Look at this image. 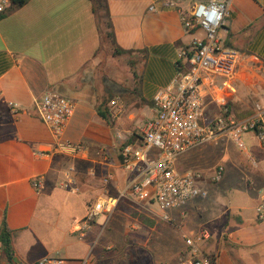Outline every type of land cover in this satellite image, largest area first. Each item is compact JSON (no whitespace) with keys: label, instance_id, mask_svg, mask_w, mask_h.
I'll list each match as a JSON object with an SVG mask.
<instances>
[{"label":"crops","instance_id":"0c3cea01","mask_svg":"<svg viewBox=\"0 0 264 264\" xmlns=\"http://www.w3.org/2000/svg\"><path fill=\"white\" fill-rule=\"evenodd\" d=\"M160 1L107 0L112 42L90 0H29L0 20V227L6 214L14 231L15 256L22 262L52 257L61 246L60 239L52 245L54 233H61L63 242L71 235L80 238V255L58 257L63 264H79L88 256L92 264H181L187 253L183 235L195 233L188 216L198 198L185 207L184 217L171 211L173 222L166 224L154 202L127 195L111 217L102 214L85 235L74 233L90 207L118 197L128 184L132 174L121 167L122 146L143 144L140 130L156 115L155 95L176 79L180 51L200 32L187 33L178 9L163 7ZM195 1L206 0H180L178 8ZM9 8L10 3L5 11ZM221 36L225 47L240 51L244 60L234 82L203 83L204 121L212 122L223 109L241 121L261 111L264 131V0H233ZM49 90L76 104L64 138L87 147L77 158L55 154L52 132L37 116L35 101ZM114 99L122 107L109 121L99 108L110 110ZM243 135L255 156L245 158L237 144L234 148L230 141L219 140L196 158L187 154L202 146L178 161L180 170L206 175L219 164L226 170L230 161L250 172L255 206L249 209L235 200V212L224 211L220 228L207 230L211 237L204 251L216 256L217 264H264V221L256 214L264 196V143L254 131ZM70 173L75 193L66 187ZM108 174L113 179L106 181ZM39 177L45 187L40 193L33 186ZM212 183L208 178L200 182L207 191ZM71 196L82 215L62 230L48 215L58 201L65 208ZM134 207L144 214L129 218V210L137 211ZM40 250L42 255L37 254ZM0 264H7L1 254Z\"/></svg>","mask_w":264,"mask_h":264},{"label":"built area","instance_id":"2783aa9c","mask_svg":"<svg viewBox=\"0 0 264 264\" xmlns=\"http://www.w3.org/2000/svg\"><path fill=\"white\" fill-rule=\"evenodd\" d=\"M232 1H195L187 8H178L180 0L160 1L163 7L178 9L187 33L194 36L196 32L203 31L204 34L194 36L190 46L180 51L176 79L155 95L156 115L146 120L140 130L143 144L122 146L121 167L132 174L128 184L118 197L99 200L90 207L86 216L75 225L74 233L83 236L100 215L111 217L120 200L127 195L154 202L163 211L161 217L166 222H173L171 211H178L184 217L185 207L190 201L208 196V191L200 182L204 178L219 182L225 167L219 164L211 175L198 170L182 171L178 168L179 159L207 143L218 142L223 136L233 140L241 150L246 149L242 135L248 131L256 132L263 114L261 111L243 121L233 118L225 109L212 122H205L203 118V83L206 80L214 82L215 79L224 80V83L234 82L244 60L240 51L225 47L221 36ZM8 3L9 0H4L0 13L5 11ZM35 106L37 116L52 132L56 155L77 158L86 151L85 145L64 138L65 129L76 108L73 100L49 90L35 101ZM121 107L119 99L111 101V118L118 117ZM17 108L16 104L12 106L15 113ZM259 129L261 132L258 136L264 141L262 126ZM67 177L66 187L73 193L77 192L75 177L71 173ZM110 179H113L112 174H108L106 181ZM33 186L38 193L44 190L43 177L35 179ZM256 214L259 221H264V196L256 207ZM210 237L208 231L184 234L187 253L180 258L181 264H217V257L204 251V244ZM63 263L62 259L46 257L31 264ZM12 264L26 263L14 256ZM79 264H92L91 257L80 260Z\"/></svg>","mask_w":264,"mask_h":264},{"label":"rangeland","instance_id":"374dc122","mask_svg":"<svg viewBox=\"0 0 264 264\" xmlns=\"http://www.w3.org/2000/svg\"><path fill=\"white\" fill-rule=\"evenodd\" d=\"M204 33L203 31H200L198 36H202ZM247 117V115H246ZM240 119V118H239ZM242 120V119H240ZM260 138V136H258ZM242 139L245 143V146H247V150H243L245 154L243 156L246 158L248 155L255 156L254 150L252 146L248 143L247 138L245 135L242 136ZM228 140L231 143H233L231 146L236 148V143L231 140L230 138L223 136L220 138V141H223V143ZM261 141H263L260 138ZM222 143V144H223ZM264 143V141H263ZM213 145L212 143H207L206 145L202 146L197 151H192L187 155H190L191 157L196 158L195 156L200 152L204 151L210 148V146ZM250 179V172L244 169H239L237 165L234 164L233 161H230L226 163V170L224 171L222 179L217 183H212L208 185V196L206 198H198L194 203V206L196 208H192L190 211V215L188 216V221L192 222L193 224V230H195V233H199L202 231L211 230V228H220L219 226L222 224L223 212H235V209L233 207L234 202H240L242 205L247 206L249 209L251 207L255 206L256 198H257V191L253 188L248 187V180ZM75 196H71L69 204L63 208L62 203H59L58 201V207L52 209L50 211V215H48V218H50L54 223L58 221L59 225L58 228L64 230L68 223L71 221V219L75 218L78 219L82 212L80 209L76 206L74 203ZM199 207V208H198ZM135 208V207H134ZM137 209V208H135ZM119 211V210H118ZM251 211V210H250ZM127 214L129 215V218H134L132 216L134 213H137L136 216L143 213L141 210L135 211L129 210ZM116 213V212H115ZM122 213V212H120ZM149 213V212H148ZM114 214V213H113ZM144 214V213H143ZM141 214V215H143ZM150 216H153L149 214ZM124 215L117 214V219H123ZM104 219V218H103ZM107 220L104 219V221ZM168 223V222H164ZM72 236V238H70ZM67 237V241L63 242V236L62 234H53L54 240L52 242V245H54L57 240L60 239L58 242L60 249L51 255L52 257H62L64 258L68 254L72 255H80V252L82 251V248L79 244L80 238L78 235H71ZM119 247H117L118 249ZM42 251L40 250L37 254L42 255ZM122 253V250L121 252ZM42 258H45V255H42ZM98 264H102V262H98Z\"/></svg>","mask_w":264,"mask_h":264},{"label":"trees","instance_id":"16d2710c","mask_svg":"<svg viewBox=\"0 0 264 264\" xmlns=\"http://www.w3.org/2000/svg\"><path fill=\"white\" fill-rule=\"evenodd\" d=\"M10 8L7 11L0 13V20L5 18L10 12L13 10L19 9L26 5L29 0H9ZM92 4L93 13L99 18L105 27L107 28L106 38L109 42L113 41V31H112V23L110 20L109 10L107 0H90ZM120 52H117L119 54ZM100 115L106 120L111 119L110 110L108 108H99ZM259 126H262V123L256 127V133L259 134L261 130ZM14 231L10 230L7 225L6 214L4 215L1 227H0V254L1 257L7 262V264H12L13 258L15 256L14 251Z\"/></svg>","mask_w":264,"mask_h":264}]
</instances>
